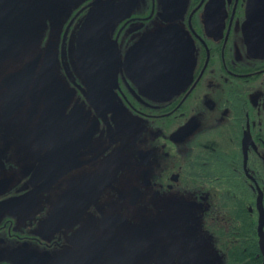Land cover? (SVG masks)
Returning a JSON list of instances; mask_svg holds the SVG:
<instances>
[{
  "label": "flooded vegetation",
  "instance_id": "af4514ba",
  "mask_svg": "<svg viewBox=\"0 0 264 264\" xmlns=\"http://www.w3.org/2000/svg\"><path fill=\"white\" fill-rule=\"evenodd\" d=\"M0 264H264V0H0Z\"/></svg>",
  "mask_w": 264,
  "mask_h": 264
},
{
  "label": "water",
  "instance_id": "95a60500",
  "mask_svg": "<svg viewBox=\"0 0 264 264\" xmlns=\"http://www.w3.org/2000/svg\"><path fill=\"white\" fill-rule=\"evenodd\" d=\"M102 5L101 2L95 1L92 10L89 12V14L86 16L82 26L81 30L79 32V41L81 42L82 39L86 38V33L88 30H91L94 27L92 25L95 21H101V13L99 12L98 8ZM104 36L102 35V38ZM141 54V62L143 68H150V69H159V68H185L187 67L186 64L188 62V69H191L194 63V57H193V46L189 44L187 37L185 36L184 32H182L178 27L168 26L163 27L155 30L150 35L144 37L139 42H137L132 49L129 51L128 58L133 61L134 55ZM136 62V60H134ZM83 69H88L89 67H85V60H80ZM97 66H93L95 69ZM21 74V72H17L13 75H11V78H14ZM168 74V72L166 73ZM46 116H43L41 118H48L51 109H47ZM58 117L63 122H66V124L69 126L68 130H65L67 132V136L70 135V127L71 125L79 126V120L77 118H74L71 116H63L61 110L59 114H57ZM47 120V119H46ZM75 121H78L74 123ZM63 129V128H62ZM83 139H90L91 132H87L84 136L80 135ZM65 139H69L66 137ZM72 140V139H71ZM79 138L76 140L77 149H79L80 142ZM79 142V144H78ZM51 156V155H50ZM53 156V155H52ZM61 168L58 171V174L62 175L65 171H67L73 163V157L72 155L66 156L64 159L61 157Z\"/></svg>",
  "mask_w": 264,
  "mask_h": 264
}]
</instances>
